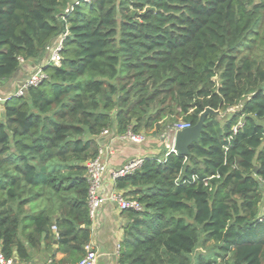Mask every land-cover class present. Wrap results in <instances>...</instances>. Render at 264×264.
<instances>
[{
  "label": "trees",
  "instance_id": "16d2710c",
  "mask_svg": "<svg viewBox=\"0 0 264 264\" xmlns=\"http://www.w3.org/2000/svg\"><path fill=\"white\" fill-rule=\"evenodd\" d=\"M75 1L0 0V82L66 34L46 78L0 104V252L29 260L20 233L81 259L103 130L173 136L178 118L239 107L206 116L188 156L114 180L143 207L122 212L118 261L264 264V0Z\"/></svg>",
  "mask_w": 264,
  "mask_h": 264
},
{
  "label": "crops",
  "instance_id": "0c3cea01",
  "mask_svg": "<svg viewBox=\"0 0 264 264\" xmlns=\"http://www.w3.org/2000/svg\"><path fill=\"white\" fill-rule=\"evenodd\" d=\"M38 65L32 61L22 63L13 76L7 80V88L15 91ZM109 132L110 135H101L97 140L98 147H106L112 152L106 157L107 171L103 181L105 190L114 186L110 173L127 161L135 158H160L164 151H168L172 147V134L169 136L168 142L163 133H160L161 135L158 137L147 133L143 142L134 143L117 139L114 137L116 135L114 130H109ZM125 223L126 218L113 204L106 202L98 209L96 219L91 222L90 226L91 239L89 243L96 251L94 264H119L118 249L122 241V228ZM19 239L25 243L30 258L27 261H20L14 257V264H76L78 262L61 252L55 240L49 243L47 249L44 248V242H41V249L34 250L26 245L20 233Z\"/></svg>",
  "mask_w": 264,
  "mask_h": 264
},
{
  "label": "built area",
  "instance_id": "2783aa9c",
  "mask_svg": "<svg viewBox=\"0 0 264 264\" xmlns=\"http://www.w3.org/2000/svg\"><path fill=\"white\" fill-rule=\"evenodd\" d=\"M81 0H76L74 4H78ZM85 2H88L90 0H83ZM71 11V7L65 9L64 14L65 16L69 14ZM66 35V34H65ZM65 35L60 36L59 39L56 41H53L48 47V56L46 58V63L44 64H52V65H58L61 61V49H62V42L65 38ZM20 63H24L25 61L22 59H19ZM44 64L36 66L31 74L28 76V78L22 82L14 91L15 95L10 96H1L0 95V104L3 101H6L11 96H23L25 91L31 87L35 86L38 83H40L43 79L46 78L42 66ZM241 125V122H239L235 127L232 128L233 132H236L237 127ZM190 124L186 121H177L174 123L171 127V131L174 134L176 131L183 130L186 128H189ZM101 135H110L109 130H103L101 132ZM100 135V136H101ZM114 137H116L119 140H128L134 143H141L145 140V135L143 133H133L130 129H128L123 134H116ZM112 152L106 147H99L97 154L94 158L87 161L85 164L86 167V173L85 178L88 184L87 188V206H88V216L91 222H93L96 219V213L98 209L106 202H109L113 204L116 209L120 212L126 211V210H133V211H141L142 205L134 198L129 197L124 194L122 191H118L114 188L105 190L103 181L104 176L107 171V163H106V157L107 155H110ZM168 153H174L176 154L175 150L173 149V146L169 148L166 154ZM141 158H135L127 161L123 165H121L118 169L113 170L110 173L111 180L114 183V180L120 177H124L126 175H129L133 173L136 169H138L142 163ZM263 206H264V193H263ZM264 218V212L260 216V219ZM53 230H55L54 227H52ZM96 260V251L93 249L90 243H87L84 245V255L81 257V259L76 264H94ZM0 264H14L13 259H6L3 254L0 252Z\"/></svg>",
  "mask_w": 264,
  "mask_h": 264
},
{
  "label": "water",
  "instance_id": "95a60500",
  "mask_svg": "<svg viewBox=\"0 0 264 264\" xmlns=\"http://www.w3.org/2000/svg\"><path fill=\"white\" fill-rule=\"evenodd\" d=\"M6 101H3L1 104H4ZM217 117L218 111H213L209 108H206L198 117L197 122L190 126L189 128L176 131L172 136V146L177 155L188 156V147L197 143L199 136L203 131L204 119L206 116ZM255 170V169H254Z\"/></svg>",
  "mask_w": 264,
  "mask_h": 264
},
{
  "label": "rangeland",
  "instance_id": "374dc122",
  "mask_svg": "<svg viewBox=\"0 0 264 264\" xmlns=\"http://www.w3.org/2000/svg\"><path fill=\"white\" fill-rule=\"evenodd\" d=\"M44 63H46V58H44L39 65L44 64ZM7 85H8L7 84V80L0 82V95L4 96V97L5 96H10V95H15L14 91H12L11 88H7ZM238 109H239V107H234V108L227 109L225 112H219L218 111V115H217L216 118L222 123V122H224L226 120V118L228 117L229 114L238 111ZM177 121H182V119L178 118ZM163 134H164L165 140L168 142L169 136H171V132L170 131H167V132L164 131ZM155 135L158 137L161 134L158 133V134H155Z\"/></svg>",
  "mask_w": 264,
  "mask_h": 264
}]
</instances>
